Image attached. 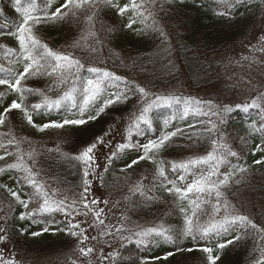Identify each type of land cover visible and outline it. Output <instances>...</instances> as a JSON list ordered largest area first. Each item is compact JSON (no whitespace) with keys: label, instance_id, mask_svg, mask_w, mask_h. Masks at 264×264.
<instances>
[{"label":"trees","instance_id":"obj_1","mask_svg":"<svg viewBox=\"0 0 264 264\" xmlns=\"http://www.w3.org/2000/svg\"><path fill=\"white\" fill-rule=\"evenodd\" d=\"M64 3L0 0V78L15 83L32 62L26 56L44 57L40 73L33 71L21 81V88L32 91L21 93L0 85V226L4 239L27 259L79 245L84 232L74 228L78 235L72 236L63 218L40 212L41 199L31 181L34 175L55 178L68 189L82 191L84 173L93 160L86 163L82 153L101 137L103 143L96 147L108 153L101 167L102 186L119 193L118 204L130 216L159 225V232L146 246L123 244L112 264H210L209 255L218 257L215 264H264V99L186 114L180 102H156L159 106L147 114L151 125L141 123L140 131L134 129L146 102L156 100L159 88L172 83L181 89L220 83L214 56L248 37L262 19L264 0H73L68 8H61ZM125 5L128 8L121 15L119 8ZM29 7L40 19L28 25L40 41L35 51L29 40L28 51L18 40L23 9ZM57 8L67 14L51 18ZM43 45L79 60L82 66L56 68L66 62L48 56ZM93 68L114 76L104 78L100 94L86 105L83 88L89 79L102 76V71L96 73ZM141 88L152 93L144 102ZM117 96L119 102L105 106L107 99ZM45 100L61 103L49 109ZM13 101L22 108L5 112ZM36 104L42 107L34 110ZM102 107L104 111L99 112ZM89 114L96 119L84 125L40 130L49 121L87 119ZM172 132L177 135L163 148L145 152L144 145ZM209 154L215 159H208ZM134 160L138 162L132 164ZM196 160L206 162L189 163ZM181 164L188 167L181 168ZM211 173H215L211 184L216 188L210 192L168 191L186 190ZM241 216L247 221H233ZM225 218L224 228L205 232Z\"/></svg>","mask_w":264,"mask_h":264},{"label":"rangeland","instance_id":"obj_2","mask_svg":"<svg viewBox=\"0 0 264 264\" xmlns=\"http://www.w3.org/2000/svg\"><path fill=\"white\" fill-rule=\"evenodd\" d=\"M214 59L222 76L220 83L204 88L185 86L187 88L182 89L172 83L156 90V98H161L156 102L159 105H170L177 102L178 98L187 112L204 113L215 112L226 104L231 106L247 100H263L264 10L260 22L241 44L215 55ZM151 94L146 89L141 102L146 101L147 96L150 99ZM91 155L94 162L87 171V193L84 192L85 187L82 191H74L61 185L55 178L33 176L36 193L41 199L39 208L45 198L53 205L64 201V210L53 212L65 218L69 224L78 225L84 232L79 245L62 253L27 259L14 252L2 236L0 226V237H3L0 239V264H111L122 244L142 240L145 245L149 238L158 233L159 225L128 215L118 204L119 193L110 192L102 186L101 167L108 153L102 147H96ZM93 200L97 203L93 204ZM86 202L88 207L84 206ZM146 232H149L148 236L143 235ZM81 248L85 251L92 248L93 251L85 254L80 251Z\"/></svg>","mask_w":264,"mask_h":264},{"label":"snow or ice","instance_id":"obj_3","mask_svg":"<svg viewBox=\"0 0 264 264\" xmlns=\"http://www.w3.org/2000/svg\"><path fill=\"white\" fill-rule=\"evenodd\" d=\"M85 2H87V0H85ZM20 0H16V4H19ZM73 3V0H65V3L61 6V8H68L70 4ZM133 7H136V5H133ZM61 8H57L55 12L51 13V18H61L64 15H66L67 13L62 12ZM128 5H125L122 8H119V13L122 15L124 14V12L127 10ZM17 11H21L20 8H17ZM31 8H25L23 9V15H24V19H23V23L19 26L18 28V32L20 33V35L18 36V40L19 43L21 45L22 48L25 49V51H28V45L26 44V40H29L31 42L32 45V49L33 51H35L36 46L40 45V41L35 38L34 36L31 35V28L28 27L29 22L35 20L37 23L40 22V19L38 17H34L31 14ZM129 27H131V25H129ZM28 34L27 36H25V34ZM44 48V50L47 52L48 56L54 57L56 61H64L66 62V64H57L56 68H60V67H67V68H71L72 66H76L77 68L81 67V63L79 60H75L69 56L66 55H61V54H57L52 52L50 49H48L47 45H43L42 46ZM26 60H31V63H28L27 66L24 68V71L22 73H20L16 78H15V83H12L9 79H3L0 78V85H8L9 88H11L13 91H18L23 93L24 91H32L31 89H23L20 87L21 85V81L23 79L26 78V76L32 74L33 71H35L37 74L40 73L41 68L43 67V65H41L40 61L44 59V57H40V59H36L34 56L32 55H28L25 57ZM56 68H53V71L56 70ZM91 71L96 72V73H100L102 71V76H100L98 79L96 80H92L89 79L87 81L86 86L83 88V92H84V103L87 105L90 101L96 99V97L100 94L101 90H102V85H103V81L104 78L110 77V76H114L113 73H110L108 71H103L101 69H96L93 68L91 69ZM118 79V78H117ZM142 94L144 93V89L141 88L139 90ZM65 98H68L67 96ZM127 98V97H125ZM161 99L160 97H157L156 100ZM167 99V98H165ZM177 99V103H179V99ZM156 100H153L150 103L146 102V106L142 109L140 116L138 117L137 121L135 122L134 125V129L136 131H140V125L141 123L147 124V125H151L152 121L148 118V113L152 110L153 106H159L156 104ZM120 101V97L117 96L115 99H107L105 101V106L108 105H112L114 103H117ZM45 103L47 104L48 108H52L53 105H55L56 107L60 106V100H56L54 102H48L47 100H45ZM252 106H257L255 104H253ZM42 107L41 104H36L33 106L34 110H38ZM22 105L20 103H17L15 101L12 102V104L10 105L9 108L5 109V112L11 111L12 109H21ZM25 114L27 116L28 122L32 123L33 122V118L31 115L27 114V109H24ZM104 108H100L99 112H103ZM187 113V109H185V114ZM96 119V116L93 115H88L87 119L84 118H80V119H65L62 122H55V121H49L48 123L43 124L42 126H40V130L43 131L44 129L47 128H63L65 125H84L86 123H88V120H94ZM0 123H3V116L0 115ZM177 135V132H172L169 133L167 135L162 136L159 140L157 141H150L149 144L144 145V149L145 152L147 153L148 151L152 150V149H159V148H163L166 145V142H168L170 140V138L172 136ZM97 143L102 144L103 143V139L101 137H97V142L96 143H92L91 145H89L84 152L82 153V156L85 160V162H90L92 160V153L93 150L96 148ZM215 143V142H214ZM121 147H126V146H121ZM229 155L235 156V153L233 152H229ZM146 156H141L140 159H145ZM0 159H3V157H0ZM208 159H215V157L212 154H209ZM138 161H132V164L137 163ZM202 162H206L203 160H196V161H191L189 162L191 163H202ZM257 164L261 163V161H256ZM11 167H16V165H12ZM129 167H131V165H129ZM179 167L181 168H185L188 167V165L185 164H181ZM215 173H211L208 177H203L201 178L199 181H194L191 185H189L187 187L186 190H182L179 187H175L174 189L170 188L168 189L169 192H172L173 190L177 193L180 194L182 193V191H187V192H191L193 191V189L200 191V192H204V191H212L213 188H216V185L211 184V175H214ZM85 176L88 175V172L85 171L84 173ZM160 175L163 176L164 175V171L163 169L160 170ZM180 179H183V177H180ZM227 181V177L223 180L220 181L221 184L226 183ZM31 183L35 184V181H31ZM38 189V193H39V186H37ZM88 188L85 187L84 192L87 193ZM12 196L16 197L17 193L16 192H12L11 193ZM220 193L217 190L216 191V196L219 197ZM21 203H24V206L27 207V203H25L24 201H21ZM93 204L97 203V201L93 200L92 201ZM62 205H64V201H61L59 204H51L49 203V201L47 200V198L44 199V203L40 206L39 211L40 212H53V211H62L64 210V208L62 207ZM85 207H88L87 202L84 205ZM217 211H219V206H217ZM67 214V213H66ZM24 216H21V219H23ZM247 217H233V221L236 220H242V221H247ZM102 223V221H101ZM225 223H227V218H225V222L224 223H213L212 225H210V227L208 229H205V232H209L212 230H219L221 228L225 227ZM189 229L188 231L191 232L192 228H191V221H189ZM254 226V225H253ZM78 225H69V233L72 236H77V232L72 231V229L77 228ZM45 231H47V229H45ZM154 231V230H149V232ZM149 232L144 233V236H148ZM33 235H39L40 233H32ZM0 239H3V237H0ZM85 239H87V237H85ZM238 239V238H237ZM232 241H228V243H231ZM137 243H143L142 240L137 241ZM220 248L225 247L224 244H220L219 245ZM80 251L82 253H91L93 251L92 248H88L86 251L85 249L81 248ZM203 251L205 252H209L211 253V249L210 248H204ZM218 259V257H214L209 255L208 260L210 261V264H215V260ZM7 264H11V262H7Z\"/></svg>","mask_w":264,"mask_h":264}]
</instances>
